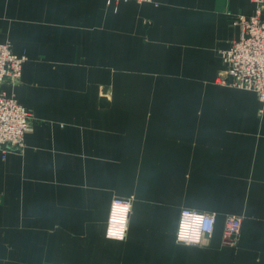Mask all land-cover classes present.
<instances>
[{
    "label": "crops",
    "instance_id": "1",
    "mask_svg": "<svg viewBox=\"0 0 264 264\" xmlns=\"http://www.w3.org/2000/svg\"><path fill=\"white\" fill-rule=\"evenodd\" d=\"M254 12L0 0V44L24 58L4 90L32 116L23 150L0 151V264H264V103L217 82ZM114 198L132 199L122 240L106 236ZM181 209L215 215L201 244L175 241Z\"/></svg>",
    "mask_w": 264,
    "mask_h": 264
},
{
    "label": "built area",
    "instance_id": "2",
    "mask_svg": "<svg viewBox=\"0 0 264 264\" xmlns=\"http://www.w3.org/2000/svg\"><path fill=\"white\" fill-rule=\"evenodd\" d=\"M120 1V0H115ZM128 1V0H124ZM149 3L151 0H135ZM111 0H108V4ZM253 16L238 15L233 24L240 28V37L227 50L219 51L218 57L223 70L217 82L222 86L254 93L264 103V0H253ZM24 58L11 52L9 43L0 44V151L2 154L21 152L24 137L30 131L31 114L8 95L4 86L14 87L21 77ZM132 199L114 198L107 222L106 236L122 240L125 237ZM215 215L196 210L181 209L175 241L179 244L199 245L214 228ZM241 230V218L226 216L223 240L229 246H236Z\"/></svg>",
    "mask_w": 264,
    "mask_h": 264
}]
</instances>
